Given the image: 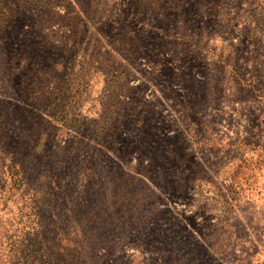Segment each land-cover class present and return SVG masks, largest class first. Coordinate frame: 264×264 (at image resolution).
<instances>
[{
    "label": "rangeland",
    "instance_id": "rangeland-1",
    "mask_svg": "<svg viewBox=\"0 0 264 264\" xmlns=\"http://www.w3.org/2000/svg\"><path fill=\"white\" fill-rule=\"evenodd\" d=\"M0 264H264V0H0Z\"/></svg>",
    "mask_w": 264,
    "mask_h": 264
}]
</instances>
